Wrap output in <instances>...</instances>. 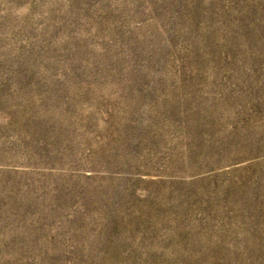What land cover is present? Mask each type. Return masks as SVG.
I'll use <instances>...</instances> for the list:
<instances>
[{
  "label": "rangeland",
  "instance_id": "1",
  "mask_svg": "<svg viewBox=\"0 0 264 264\" xmlns=\"http://www.w3.org/2000/svg\"><path fill=\"white\" fill-rule=\"evenodd\" d=\"M0 264H264V0H0Z\"/></svg>",
  "mask_w": 264,
  "mask_h": 264
}]
</instances>
